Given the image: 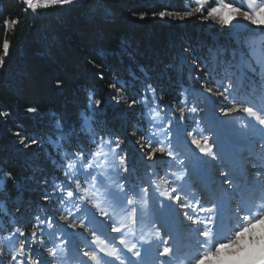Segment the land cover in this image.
Masks as SVG:
<instances>
[{
  "label": "snow or ice",
  "instance_id": "6c2138e0",
  "mask_svg": "<svg viewBox=\"0 0 264 264\" xmlns=\"http://www.w3.org/2000/svg\"><path fill=\"white\" fill-rule=\"evenodd\" d=\"M17 3L33 21L81 11L86 3L92 15H111L105 0ZM151 16L210 24L215 34L207 56L198 54L203 45L185 42L175 68L188 87L181 83L175 104L143 83L150 77L142 66L143 79L131 70L130 80L111 72V102L128 111L139 106L147 128L109 127L106 118L98 119L106 117L103 101L86 89L79 127L68 115L61 119L50 111L47 140L22 134L20 125L10 130L23 149L43 150L55 175L33 167L26 179L34 185L28 191L40 198L34 207L22 196L10 206L0 203L8 225L0 228L7 232L0 236V264H146V258L147 264H264V0H185L183 10L165 7ZM2 23L0 69L20 16H5ZM119 48L134 55L126 37L119 38ZM87 63L103 80L104 66ZM137 82L138 98H127ZM10 115L0 111V123ZM122 120L130 123L126 114ZM130 140L139 161L127 150ZM0 172V189L7 181L22 189L13 171Z\"/></svg>",
  "mask_w": 264,
  "mask_h": 264
},
{
  "label": "trees",
  "instance_id": "16d2710c",
  "mask_svg": "<svg viewBox=\"0 0 264 264\" xmlns=\"http://www.w3.org/2000/svg\"><path fill=\"white\" fill-rule=\"evenodd\" d=\"M105 4L111 10L107 18L102 13L92 15L86 3L81 11L51 12L33 21L21 14L22 5L17 0H0V40L4 38L2 21L5 16L19 15L21 20L14 35L9 34L13 48L6 58L5 68L0 69V111L11 113L7 123H0V167L13 171L16 181L22 184V189H17L12 181H7L0 189V203L10 206L22 196L26 201L31 200L34 207L40 203V198L36 192L28 191L34 185L26 179L33 174V167L43 169L49 177L55 175L43 150L33 146L27 151L16 143L10 130H18L17 125L21 126L22 134H38L47 140L52 132L49 112L53 111L61 119L68 115L71 123L79 127V113L85 110L88 89L103 101L101 107L106 117L98 119L106 118L109 127L131 128L141 124L147 128L146 121L138 118L142 111L139 106L135 111H128L123 103L115 106L111 102L107 87L112 82L111 72L130 80L131 70L143 79L142 66L150 77L143 83H151L158 92L163 90L165 98L175 104L181 83L188 87L187 80L178 78L175 68L185 42L193 48L203 45L198 54L207 56V46L212 44L215 34L213 27L194 20L173 23L151 16L152 11L165 7L183 10L185 0H105ZM140 11H148V18L139 20L130 14ZM120 37H126L131 44L133 56L120 50ZM90 59L104 66L103 80L97 79L99 69L87 63ZM57 81H62L60 87ZM141 87L137 82L135 88L125 93L126 97L138 98L135 94ZM30 106L37 107L39 114L25 115L24 110ZM124 114L130 123L122 120ZM44 148L53 152L50 144L46 143ZM36 175L39 179L40 173ZM7 226L0 215V228ZM2 235L7 232H0Z\"/></svg>",
  "mask_w": 264,
  "mask_h": 264
},
{
  "label": "rangeland",
  "instance_id": "374dc122",
  "mask_svg": "<svg viewBox=\"0 0 264 264\" xmlns=\"http://www.w3.org/2000/svg\"><path fill=\"white\" fill-rule=\"evenodd\" d=\"M165 20H168V19H165ZM191 20H194L195 22H199L201 24H205V23L197 20L196 18H192ZM168 21L173 22V23H183V22H185V21L181 22V21H174V20H168ZM187 21H189V20H187ZM205 25L210 27V28H212V26L210 24H205ZM32 149H33V147L31 149H27V151L32 150ZM127 150L129 151L130 156L134 158V161H139L140 160V154H139V152L137 150V147H136L134 141L130 140L128 142V149ZM130 165H131V162H130ZM137 166L138 167H142V165H137ZM113 235H115V234H113ZM146 264H147V258H146Z\"/></svg>",
  "mask_w": 264,
  "mask_h": 264
}]
</instances>
